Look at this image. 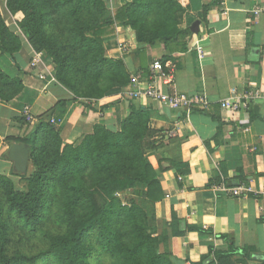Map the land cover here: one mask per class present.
I'll use <instances>...</instances> for the list:
<instances>
[{
	"label": "trees",
	"instance_id": "trees-1",
	"mask_svg": "<svg viewBox=\"0 0 264 264\" xmlns=\"http://www.w3.org/2000/svg\"><path fill=\"white\" fill-rule=\"evenodd\" d=\"M6 6L10 14L23 15L20 31L34 51L52 60L54 78L74 99L96 100L128 85L131 74L124 57L105 55L103 0H6ZM184 12L178 0H131L116 10L113 21L132 32L138 49L161 45V66L168 73L172 54L188 49L189 31L180 28ZM21 47L0 12V57L13 59ZM22 89V80L8 74L0 60V101L9 102ZM163 120L156 110L133 106L116 131L97 124L79 142L64 143L49 118L30 125L22 115L16 117L21 135L7 141L29 146L32 170L14 172L24 183L21 188L0 174V264H100L103 259L108 264H174L154 214L150 211L149 217L139 204L143 200H137L152 201L159 190L147 153L158 146L162 130L155 122ZM178 172L188 174L187 164ZM180 220L172 214L173 235L180 233ZM21 233L36 237L42 247L23 248L13 239ZM255 253L246 247L235 258L238 250L231 244L228 252L210 249L190 264H264L263 258H252Z\"/></svg>",
	"mask_w": 264,
	"mask_h": 264
},
{
	"label": "crops",
	"instance_id": "crops-1",
	"mask_svg": "<svg viewBox=\"0 0 264 264\" xmlns=\"http://www.w3.org/2000/svg\"><path fill=\"white\" fill-rule=\"evenodd\" d=\"M103 1L106 9L100 22L107 25L108 32L102 37L107 57L123 56L130 74L141 75L140 87L154 83L162 94L204 93L208 104L185 115L145 96L130 99L124 94L125 86L114 87L96 100L74 99L54 78L52 60L44 52L34 51L22 35L18 21L23 15L10 14L6 2L0 0L5 24L22 42L13 59L0 57L1 64L23 82L16 97L0 101V174L17 178L7 156L14 142L7 138L21 135L14 119L25 105L37 121L54 119L64 143L79 142L97 124L116 131L133 106L156 110L164 118L155 122L162 132L158 146L147 157L156 170L159 190L152 201L137 200L148 204L149 217L150 211L154 214L158 233L168 239L173 263H197L210 249L228 252L231 244L238 250L235 258L241 257L243 248L252 247L256 252L252 258L264 259V100L253 99L246 111L235 113L220 106L233 97V89L236 94L264 91V0H178L185 7L180 28L189 31L188 49L172 54L175 59L167 63L166 76L153 79L152 65L156 61L162 64L164 48L145 45L138 49L132 32L113 21L116 10L131 0ZM197 20L198 33L192 34L189 27ZM36 54L39 63L30 68ZM39 73L47 78L40 79ZM183 164H187L188 174H179ZM216 178L220 180L211 186ZM244 178L245 183L238 184ZM215 184L226 188L243 184L250 190L235 196L215 190ZM173 213L181 219L176 224L177 235L170 225Z\"/></svg>",
	"mask_w": 264,
	"mask_h": 264
},
{
	"label": "built area",
	"instance_id": "built-area-1",
	"mask_svg": "<svg viewBox=\"0 0 264 264\" xmlns=\"http://www.w3.org/2000/svg\"><path fill=\"white\" fill-rule=\"evenodd\" d=\"M120 47H124L123 44L119 45ZM199 53H202V50L198 49ZM39 63V54H36L35 58H33L29 62L30 68H36ZM152 70L155 71L154 73H151L150 78L156 77V75L160 76H166L163 73L161 64L156 61L152 65ZM38 77L40 79H46L47 76L43 73H39ZM140 74H135L130 76V81L127 86H125L124 94L132 99V98H138L141 96H145L148 98H151L153 100L158 101L162 105H166L172 109L175 110H182L184 111L185 115H188L191 113L193 108H199L204 109L206 105L208 104V98L204 93H196V94H186L182 92H172L167 94H162L156 87L154 83H149L145 85L144 87H140ZM233 97L225 99L221 102L220 106L223 109H226L232 113L238 112V111H246L249 107L250 101L253 99H263L264 100V91H259L257 89L249 90L243 94H236V90H232ZM20 114L25 118L26 122H28L30 125H33L37 122V119L31 114L30 107L28 105H25L22 109ZM54 119H50V123L54 124ZM182 177L178 176V180H181ZM213 188L215 190H226L230 192L232 195H240L245 191H249V187L246 185H239L234 188H226L224 186L220 185H213Z\"/></svg>",
	"mask_w": 264,
	"mask_h": 264
},
{
	"label": "water",
	"instance_id": "water-1",
	"mask_svg": "<svg viewBox=\"0 0 264 264\" xmlns=\"http://www.w3.org/2000/svg\"><path fill=\"white\" fill-rule=\"evenodd\" d=\"M199 20L192 23L189 30L192 34L198 33ZM7 156L12 161L17 173H25L28 169L29 146L24 143H12L8 149Z\"/></svg>",
	"mask_w": 264,
	"mask_h": 264
},
{
	"label": "rangeland",
	"instance_id": "rangeland-1",
	"mask_svg": "<svg viewBox=\"0 0 264 264\" xmlns=\"http://www.w3.org/2000/svg\"><path fill=\"white\" fill-rule=\"evenodd\" d=\"M5 2H6V0H4ZM5 5H6V3H5ZM4 8V6H3V3H2V9ZM6 8H7V6H6ZM5 9V8H4ZM8 10V9H7ZM9 12V11H8ZM10 13V12H9ZM20 21V20H19ZM22 33V32H21ZM23 35V34H22ZM142 55H143V58H145V62L144 63H147V57H146V53H145V50L144 51H142ZM31 167H29L28 168V170H27V174H29L30 172H31ZM14 184H15V186L17 187V188H21V187H23V181L19 178V177H17L16 179H14ZM124 198H128V197H130L129 195H127V196H123ZM139 204L142 206V207H144L146 210H148L149 209V206H148V204H145V203H143V202H139ZM24 234H17V236L16 237H14L13 239H14V241L15 242H17V243H19V244H21L22 245V247L23 248H25V247H27L28 249H31V250H33V251H35V250H38V249H40L41 247H42V243L39 241V240H37V239H35V238H32V239H30V238H28L26 235H24ZM25 236H26V238H25ZM27 239H30L28 242H26V240ZM93 264H96V262H94ZM100 264H108V260H106V259H103L102 261H101V263Z\"/></svg>",
	"mask_w": 264,
	"mask_h": 264
}]
</instances>
